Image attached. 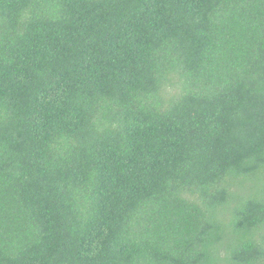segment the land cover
<instances>
[{
	"label": "trees",
	"instance_id": "trees-1",
	"mask_svg": "<svg viewBox=\"0 0 264 264\" xmlns=\"http://www.w3.org/2000/svg\"><path fill=\"white\" fill-rule=\"evenodd\" d=\"M0 264H264V0H0Z\"/></svg>",
	"mask_w": 264,
	"mask_h": 264
}]
</instances>
